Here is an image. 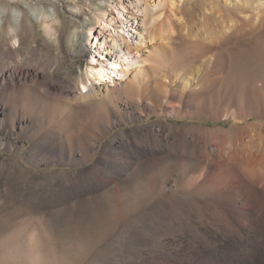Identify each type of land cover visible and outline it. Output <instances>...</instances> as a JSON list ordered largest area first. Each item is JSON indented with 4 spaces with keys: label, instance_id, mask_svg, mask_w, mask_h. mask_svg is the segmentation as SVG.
Here are the masks:
<instances>
[{
    "label": "bare ground",
    "instance_id": "obj_1",
    "mask_svg": "<svg viewBox=\"0 0 264 264\" xmlns=\"http://www.w3.org/2000/svg\"><path fill=\"white\" fill-rule=\"evenodd\" d=\"M0 3L2 29L10 22L9 6L24 2ZM98 7L94 21L82 22L84 31H70L65 42L62 23L54 27V20L41 17V40L53 54L36 36L29 47L1 51L0 133L6 124L11 136L15 129L36 128L34 142L57 137L66 118L50 120L45 128L32 115L9 116L19 106L16 89L23 91L29 82L64 97L69 112L89 107L91 116L78 135L81 155L96 150L114 127L156 115L151 124L114 134L92 169L95 175L88 174L83 187L75 182L78 191L109 187L108 177L156 174L165 165L173 175L155 176L152 188L170 197L154 203L148 217L151 227L177 228L179 264H264V211L255 203L264 195V67L263 78L254 83V70L241 59L264 56V0H104ZM23 14L11 22L16 33L25 23ZM249 39L260 41L256 53L231 51ZM77 55L85 59L72 72L68 59ZM222 119L231 125L206 124ZM74 140L70 135L66 141L70 153L77 152ZM193 191L203 194L190 195ZM138 231L133 246L151 245L147 233ZM131 250L144 259L141 250Z\"/></svg>",
    "mask_w": 264,
    "mask_h": 264
},
{
    "label": "rangeland",
    "instance_id": "obj_2",
    "mask_svg": "<svg viewBox=\"0 0 264 264\" xmlns=\"http://www.w3.org/2000/svg\"><path fill=\"white\" fill-rule=\"evenodd\" d=\"M22 2L24 5L18 3L9 6L10 22H5L0 29V61L1 51L7 46L20 44L29 47L34 44L33 36H36L48 54H53L52 47L41 40L45 34L41 19L47 16L54 20V27L62 23L59 24L61 40L65 42L70 31L71 34L76 30L84 31L82 22L94 21V14L99 10L97 6L104 0ZM55 9H58L59 18ZM2 10L4 7L0 3V11ZM72 10L79 12L80 16H75ZM22 14L25 23L16 33L11 22H18ZM252 39L232 45L231 51L252 48L250 50L256 53L260 41ZM262 41L264 43V38ZM175 46L179 50L183 47L179 41H176ZM261 57L247 54L241 58L254 70V83L263 78L259 74L260 68L264 67V56ZM84 59L85 56L78 55L68 59L72 72H78L82 68ZM22 88L23 91H15L19 93V106L12 110L10 117L15 113H26L25 115H32L39 122L42 119L40 123L43 127L50 120L58 123L61 119H66L54 139L35 133L44 138L40 142H34L30 137L36 132V128L32 131L15 129L11 136L7 134L5 124L6 132L0 133V264H179L181 260L174 254L180 246L177 228L151 227L148 217L149 209L154 203L170 197L160 187L152 188L155 176L167 178L173 175L167 174L170 169L165 165L159 166L156 174L143 170L129 180L128 177H108L107 182H111L109 187L112 189L99 185L100 187L88 191H78L79 185H76L81 183L80 186L83 187L88 181H85L88 174L95 175L92 169L103 154L104 145L114 134L129 131L133 126L151 124L157 116L151 115L149 118L114 127L102 136L101 144L96 150L91 152L83 148L85 151L81 155L78 135L91 116L89 107L86 105L83 109L69 112L66 110L69 106L64 97L56 92L45 93L41 83H25ZM9 91L8 94H11V90ZM162 118L174 121L172 117ZM251 120L255 118L252 117ZM231 123L230 119L206 121L211 126H229ZM70 135L75 138L76 153H70L68 149L66 141ZM71 179L73 185H69ZM191 194L203 193L193 191ZM263 197L264 195L255 200L258 207H262V212ZM136 229L144 235L147 233L152 241L151 245L133 246L132 236ZM131 249L141 250L144 259L134 257ZM167 250L172 256L165 253Z\"/></svg>",
    "mask_w": 264,
    "mask_h": 264
}]
</instances>
